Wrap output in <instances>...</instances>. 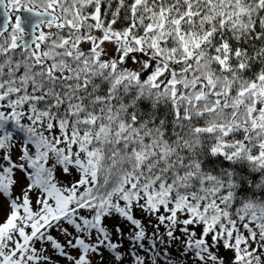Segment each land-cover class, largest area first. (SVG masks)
Wrapping results in <instances>:
<instances>
[{
	"label": "snow or ice",
	"instance_id": "1",
	"mask_svg": "<svg viewBox=\"0 0 264 264\" xmlns=\"http://www.w3.org/2000/svg\"><path fill=\"white\" fill-rule=\"evenodd\" d=\"M0 264H264V0H0Z\"/></svg>",
	"mask_w": 264,
	"mask_h": 264
}]
</instances>
